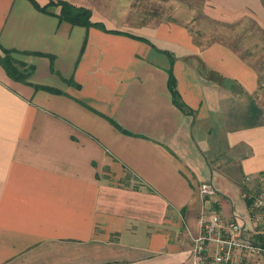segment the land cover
<instances>
[{
    "label": "crops",
    "instance_id": "obj_1",
    "mask_svg": "<svg viewBox=\"0 0 264 264\" xmlns=\"http://www.w3.org/2000/svg\"><path fill=\"white\" fill-rule=\"evenodd\" d=\"M67 1L105 27L0 0V46L33 66L21 81L0 63V264H193L201 182L231 217L264 171L261 59L187 21L139 22L133 0ZM201 5L264 30L263 0Z\"/></svg>",
    "mask_w": 264,
    "mask_h": 264
},
{
    "label": "built area",
    "instance_id": "obj_2",
    "mask_svg": "<svg viewBox=\"0 0 264 264\" xmlns=\"http://www.w3.org/2000/svg\"><path fill=\"white\" fill-rule=\"evenodd\" d=\"M241 195L248 218L228 217L214 206L217 189L203 181L199 192L206 202L200 213V232L193 236V264H264V171L246 175Z\"/></svg>",
    "mask_w": 264,
    "mask_h": 264
},
{
    "label": "rangeland",
    "instance_id": "obj_3",
    "mask_svg": "<svg viewBox=\"0 0 264 264\" xmlns=\"http://www.w3.org/2000/svg\"><path fill=\"white\" fill-rule=\"evenodd\" d=\"M133 4V17L139 22L149 18L190 22L193 29L211 30L212 35L207 39L232 38L239 42L241 48L248 45L247 52L258 56L261 66H264V30L257 24L254 25L253 21L246 19L235 24L207 21L202 12L201 0H133ZM235 214L248 218L247 208L242 200L237 202Z\"/></svg>",
    "mask_w": 264,
    "mask_h": 264
},
{
    "label": "trees",
    "instance_id": "obj_4",
    "mask_svg": "<svg viewBox=\"0 0 264 264\" xmlns=\"http://www.w3.org/2000/svg\"><path fill=\"white\" fill-rule=\"evenodd\" d=\"M32 1L37 7L44 10H49L50 7L56 4L61 5V18L73 24H80L86 26L99 25L101 27H105L103 22H93L91 20L92 10L88 7L75 5L67 0H50L48 4L43 6H41V4L37 0ZM0 63L4 66V68L7 70L8 74L11 77L21 81H27V78L32 71L31 69H33L32 65H27L25 62L14 56L13 50L4 48L2 46H0ZM37 87L49 89L52 91H58V89L47 85H37ZM170 87L175 100L177 101V103L181 104L179 101V95L176 87V80L174 74L172 73V70H170Z\"/></svg>",
    "mask_w": 264,
    "mask_h": 264
}]
</instances>
